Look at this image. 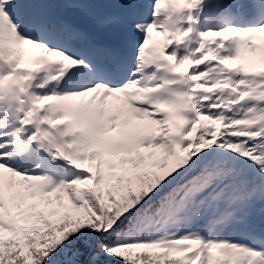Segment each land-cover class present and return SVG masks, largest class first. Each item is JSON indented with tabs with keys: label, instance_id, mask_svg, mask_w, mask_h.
<instances>
[{
	"label": "snow or ice",
	"instance_id": "obj_1",
	"mask_svg": "<svg viewBox=\"0 0 264 264\" xmlns=\"http://www.w3.org/2000/svg\"><path fill=\"white\" fill-rule=\"evenodd\" d=\"M0 264H264V0H0Z\"/></svg>",
	"mask_w": 264,
	"mask_h": 264
}]
</instances>
